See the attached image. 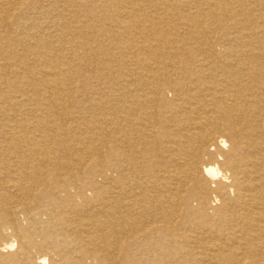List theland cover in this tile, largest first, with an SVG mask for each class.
<instances>
[{
    "label": "bare ground",
    "instance_id": "bare-ground-1",
    "mask_svg": "<svg viewBox=\"0 0 264 264\" xmlns=\"http://www.w3.org/2000/svg\"><path fill=\"white\" fill-rule=\"evenodd\" d=\"M0 264H264V0H0Z\"/></svg>",
    "mask_w": 264,
    "mask_h": 264
},
{
    "label": "rangeland",
    "instance_id": "rangeland-1",
    "mask_svg": "<svg viewBox=\"0 0 264 264\" xmlns=\"http://www.w3.org/2000/svg\"><path fill=\"white\" fill-rule=\"evenodd\" d=\"M95 65V66H94ZM89 67L91 68V70L93 69V68H98L97 66H96V64H94V63H90V65H89ZM96 71H94V72H92V73H90L88 76H89V78H90V80L92 81V83H93V85H100V84H102L101 82H97L96 83V73H95ZM94 75V76H93ZM103 87V86H102ZM93 98H95V97H93ZM96 134H98V131L96 132ZM101 140H102V144L103 145H105V142L103 141V139L101 138ZM96 142V141H95ZM95 145V144H94ZM96 146V145H95ZM100 146H98V148H99ZM91 159L93 160V161H96V162H100V163H102L103 161L100 159V158H97V156H95V155H93V156H91Z\"/></svg>",
    "mask_w": 264,
    "mask_h": 264
}]
</instances>
